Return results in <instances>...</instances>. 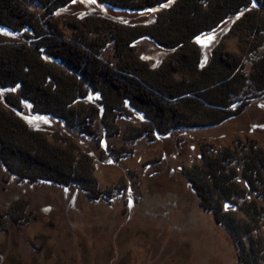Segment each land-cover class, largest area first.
I'll use <instances>...</instances> for the list:
<instances>
[{
	"label": "rangeland",
	"instance_id": "rangeland-1",
	"mask_svg": "<svg viewBox=\"0 0 264 264\" xmlns=\"http://www.w3.org/2000/svg\"><path fill=\"white\" fill-rule=\"evenodd\" d=\"M51 3L32 0L28 4L38 22L36 28L42 32L33 36L26 29L15 32L0 27L13 34H0V45L34 43L38 41L37 34L41 39H52L50 28L67 39L85 20L87 27L77 30L87 32L85 39L97 43L99 61L111 70L104 77L97 76L99 81L88 79L86 84L79 78L74 80L58 64H44L40 58L37 67L43 77L38 76L37 68H32L30 77L36 89L16 83L21 77L28 80L25 66L19 65L14 75L0 66V77L12 87L0 89V264H241V259L253 264L254 258L264 264V254H257L256 247L248 241L264 238V91H254L247 83L245 92L242 88L229 97L232 109L240 105L238 95L246 101L240 115L214 125L209 123L218 118L213 113L221 97L205 89H194L185 96L193 109L188 105L183 108L176 103L178 100L161 97L160 93L156 94V103L163 113L156 104L133 99L120 105L122 100H112L116 96L114 88L122 87L125 80L117 71L116 45L105 31L115 26L124 36L135 39L134 57L145 60L141 70L144 76L156 79V87L162 81L176 83L182 78H171L177 67L176 53L161 41L183 37L172 8L178 5L182 9L186 0L146 9L117 8L100 0H75L54 6ZM260 9L257 13L261 17L254 15L246 22V10H240L199 34L202 38L213 36L204 45L194 40L200 66L217 65L216 52L229 51L248 59L242 68L248 74L251 62L264 56V29L260 30L258 23L264 21V7ZM70 20H74V26L69 25ZM244 27H253L250 46L252 37L248 39L240 30ZM148 32L161 41L141 36ZM80 40L84 42V38ZM182 41L178 58H182L180 48L187 44ZM33 58L38 59L37 55ZM114 73L119 74L112 79ZM66 80L79 81L86 90L90 85L97 87L95 92L99 88L103 95L87 96L71 105L52 99L53 85L62 87ZM39 82H44L43 87ZM125 83L132 91L138 87L135 82ZM139 91L145 90L140 87ZM21 93L31 97L24 101ZM246 96L252 97L246 100ZM202 99L212 105L204 106ZM103 104L107 106L105 111ZM90 107L101 108V116L87 119ZM191 111L200 115L198 121L191 120ZM160 115H171L172 119L160 120ZM179 116L188 119L187 125L196 122L199 126L172 129L179 123ZM84 124L90 135L84 134ZM136 131L142 132L138 138ZM247 154L263 161L256 177H250L251 190L241 182ZM226 155L231 159L224 158ZM210 160L218 164V169H224L213 177L214 182L204 169ZM226 176L234 178L223 182ZM256 179L259 182L255 183ZM216 183L228 186L223 189L229 194L221 195ZM241 194L245 196L235 199ZM231 201L238 208L247 209L246 205L251 204L255 210L247 212V218L245 213L240 216L229 209L233 208ZM258 223V230L244 234L247 225ZM230 225H235L236 230L232 232Z\"/></svg>",
	"mask_w": 264,
	"mask_h": 264
},
{
	"label": "trees",
	"instance_id": "trees-1",
	"mask_svg": "<svg viewBox=\"0 0 264 264\" xmlns=\"http://www.w3.org/2000/svg\"><path fill=\"white\" fill-rule=\"evenodd\" d=\"M32 0H0V27L3 28H9L12 31L18 32V30H29L32 35L34 36L36 33L39 34L40 31L36 27L38 26V22L35 23L34 19V14L30 13L28 10V4ZM51 3L52 0H46ZM69 1L73 0H53L51 5L54 6L55 4H67ZM105 3H109L113 5V7L117 8H123V9H146V8H153L156 5H161L168 3V0H100ZM186 0V3H182L181 5L183 8L179 9L178 5L173 7L172 12H175V18L174 22L177 23V26H180V29L178 30L179 34L182 35V38L176 37L175 40L170 41V40H163L162 42L159 38H155L152 33H143L141 36H149L151 38H154L155 40L157 39L158 42L161 41L162 44L167 45L169 48H171L173 53H176V56H174L176 60H174L175 64H177V67L173 70L172 72V77H178L179 75L182 77L179 81H176V83L173 82H165L162 81L160 84V87H156V79L155 78H149L148 76H144V71H142V67H145L144 61L145 60H137L134 55L132 43L134 42L135 39H131L132 37L122 34L120 30L117 29L115 26H110L111 24L108 23V25L111 27L110 29L108 28L105 32L106 34L110 35L112 37V41H114L116 45V54L118 58V64L116 67L117 71L123 73V79L125 80L122 82V87L119 88H114L116 91V96L114 97L113 102H117L119 100H122L120 102V105L124 104L127 100L129 101L130 99H133L135 101L142 102L143 104H156L157 110L161 113H163L161 106H158L156 101L158 102V97L156 94L160 93L158 95H161V97L164 95L178 100L176 103H180L183 108H186V105L192 107V103L189 102V99H186L185 96L191 94V91H194V89L200 88V89H205L203 91H210V94H216L221 97L220 103H216V113H213V116H218V118L214 121H211L209 124H217L220 122L227 121L231 118L238 117L240 115V112L244 109L246 105V101H244V98L242 99V96H237L238 99L236 101H240V105L236 109L231 108V103L232 101L229 100V97L232 95H236V92L239 93L240 90L245 92L244 87L248 84L251 85L252 89L254 91H259L260 93L264 91V56L258 59V61L251 62V67L250 71L248 74H245L242 70L244 67V60H248L247 58H244L240 55H236L233 52L229 51H217V57L214 59V62L217 61V65H208V66H200V58H199V49L195 45V38L204 32H207L214 27H216L218 24H220L222 21L234 17V15H237L240 10H246V16L245 19H247L246 22L252 20L254 15H258V10L261 7H264V1L262 2L261 0ZM189 2V3H188ZM257 4V5H256ZM253 5H256L257 7H253ZM251 7H253L251 10ZM178 8V9H177ZM257 9V10H256ZM251 10V11H250ZM181 11V13H179ZM260 11H262L260 9ZM261 17V16H259ZM35 20V21H34ZM70 20L69 25L71 24ZM173 22V23H174ZM73 23V22H72ZM244 23V22H243ZM243 23H241L238 28H240ZM260 24V30L264 29V21L260 20L258 22ZM78 24V23H76ZM82 24V25H81ZM41 25V24H40ZM80 28L82 27H87L86 21L80 22L78 24ZM253 26V25H252ZM254 27V26H253ZM244 27L240 29L241 31L244 30V35L248 38L250 35L251 30L253 29ZM258 27V25H257ZM80 28H74L73 29V34H70L68 38L64 39L63 36L60 35V32L58 30H54L50 28V33L52 34V39L51 38H46V39H41V37L38 36L37 38L38 41L34 43H29L26 45H17V46H7L6 44L0 45V66L3 68L7 67L6 71L9 72V74L14 75V73L21 68L19 65L25 66V76L28 77V80L24 78L18 79L17 85L20 84L22 85H32V88L38 89L36 86H34L32 83L33 81L30 80L32 77L33 69L39 67V59L41 58L43 60L44 64H58L60 67L65 69V71L72 76L75 80L80 79L84 83L88 82V79H91L94 82L99 81V79H96V77H104L106 73L111 70V67L106 65V64H101V62L98 59V53H99V47L97 46V43H94V40H89L85 39L87 38V32H79L77 29ZM256 30V28H254ZM264 31V30H263ZM91 34L92 31H89ZM93 33H97L94 31ZM88 34V35H90ZM248 34V36H247ZM179 35V36H180ZM80 38H84V42L80 40ZM139 38V37H138ZM185 38V39H184ZM244 38V39H247ZM41 39V40H40ZM98 41V36L95 38ZM185 40L187 41V44L184 45L183 48L181 49V56L182 58H178L177 55L179 54L177 52V49L180 46H183L182 41ZM249 39V38H248ZM251 39V40H250ZM248 41V44L250 46L251 41L254 39V37L250 38ZM40 40V41H39ZM178 40V41H177ZM46 41V42H45ZM247 40H244V45L247 43ZM173 44H171V43ZM118 43V45H117ZM22 47V48H20ZM243 47V46H242ZM248 47V45L246 46ZM46 48H48L46 50ZM96 48V50H94ZM245 48V47H244ZM251 51V47H248ZM246 49V48H245ZM244 49V50H245ZM32 51L34 54H32ZM213 52V57H214ZM242 53H246L242 50ZM31 54V55H30ZM37 55L38 59L35 60L33 57ZM121 63V64H120ZM144 65V66H143ZM38 66V67H37ZM46 67V66H45ZM48 67V66H47ZM33 68V69H32ZM0 71L2 69L0 68ZM49 72V71H48ZM38 73H40L38 76L43 77V72L41 73V70L38 69ZM124 73H127L125 75ZM119 73L117 74H112V79L115 78V76H118ZM170 76V74H169ZM189 77H192L191 79ZM87 78V79H86ZM148 78V79H146ZM170 78V77H169ZM139 79V80H138ZM50 81H53V79L50 77ZM126 80L130 84H135L137 83L138 87L136 90L132 91V89H127L126 88ZM147 80V81H146ZM6 81L5 78L4 80L0 77V89H5L6 88ZM10 81V79H9ZM40 81V80H39ZM67 81V80H66ZM141 81V82H140ZM135 82V83H134ZM40 86H42V83L44 82H39ZM69 82L67 81L66 85H62L60 87L59 85H53V89L51 90L53 93V97L59 98L60 103H65L67 105H71L74 101H77L78 99H85L87 96H91L94 98L95 95H98V97H102L103 93L100 91L98 88L95 92L94 89L97 87H94L90 85L89 90H86L79 81L78 82ZM93 87V89L91 88ZM143 87L144 90L143 93H138L139 88ZM7 88H12L11 86H7ZM247 89V87H246ZM86 90V91H85ZM157 90V92H156ZM38 92V91H37ZM35 91V93H37ZM93 92H95L93 94ZM140 92V91H139ZM102 94V95H101ZM52 95V94H51ZM248 95V94H247ZM20 97L24 99H29L27 94H20ZM252 96H246V100ZM40 100H47L46 97H40ZM48 99V100H51ZM117 98V99H116ZM158 99V100H157ZM25 101V100H24ZM35 101V100H34ZM94 101V99H93ZM205 101V102H203ZM208 100L202 99L203 105L206 106L207 104H210L207 102ZM186 102V103H185ZM105 103V102H104ZM128 103V102H127ZM34 105V102H32ZM55 104V103H54ZM38 105V104H37ZM212 105V104H210ZM10 106V105H9ZM104 107V108H103ZM103 111L106 110L107 106L106 104H103ZM13 110H17L16 108L10 106ZM91 108V107H90ZM89 108V109H90ZM100 108V107H99ZM98 108H91L92 112L89 111V116L87 119L93 118L95 119L97 116L100 117L101 115H98V112L102 111ZM194 107H192L193 109ZM88 110V109H87ZM18 111V110H17ZM157 111V112H158ZM46 109L43 110V113L45 114ZM112 112V111H111ZM86 113V112H84ZM191 114L190 116H194L191 118V120L198 119L200 118V115H197L193 113L192 111L189 112ZM60 117V115H58ZM196 117V118H195ZM160 120L164 119V121L167 118H171L172 116H167V117H161L160 115ZM110 120L114 121V118L111 117ZM178 120V119H177ZM180 120V121H179ZM178 124L177 125H172L171 128H175L176 126H184L187 125L186 121L188 120L185 117L179 116ZM182 123V124H181ZM198 125L199 123H190L189 125ZM208 124V125H209ZM187 125V126H189ZM205 125V124H204ZM84 129L86 131H83L84 134L89 133V131L86 129V125L84 124ZM88 131V132H87ZM82 132V133H83ZM142 132L136 131L135 135H137V138L140 136ZM91 133H89L90 135ZM135 139V138H134ZM250 150V147H249ZM252 153V149L251 152ZM248 158L244 160L243 164V169H242V179L241 182L244 183L250 190L252 180L251 178L256 177L258 172L261 170V165L262 162L259 158L255 159L254 157L250 156L247 154ZM227 159H231L230 156L226 155ZM254 159L256 160V166L254 165ZM222 161H229V160H222ZM7 162V161H6ZM5 161L4 163L7 164ZM218 164L214 162V160H210L208 163H206V168L205 172H208V176L212 178L213 182L214 179L217 176V174L224 170L223 168H217ZM257 169V170H256ZM229 176V175H228ZM226 176V178H223V182H230V179H233L234 175L232 178ZM253 176V177H252ZM251 177V178H250ZM258 179V178H257ZM255 180L259 182V180ZM221 183V181H219ZM66 184V182H64ZM217 186H219V189L221 192V195L229 194L227 191H225L223 188L228 187V186H220L219 183H216ZM215 190H217L215 188ZM214 193V192H213ZM202 200V194H199ZM242 196H245L243 194L240 195V197L235 198V199H241ZM233 200V199H232ZM208 202L210 200H207ZM228 202V200H225ZM235 201V200H234ZM234 201L230 202V205L233 208V211L235 213H238L243 215L244 213L246 214V218L249 215L247 212H253L255 209L253 208V205L248 204L247 209L245 208H238ZM251 217V216H250ZM260 218V217H259ZM245 219V218H244ZM246 220V219H245ZM242 223V222H241ZM231 230L232 232L236 230V226L234 225ZM261 227L259 223L256 226L252 225H247L245 233L248 234L249 232H252L254 230H258V228ZM248 241L252 242V244L256 247V253L258 254H264V246H262V243L264 241V238L262 239L259 238V240L254 241L249 239ZM264 245V244H263ZM261 259V258H260ZM245 260V259H244ZM241 259V264H250L248 260L247 263ZM253 264H260L259 263V258H254Z\"/></svg>",
	"mask_w": 264,
	"mask_h": 264
},
{
	"label": "snow or ice",
	"instance_id": "snow-or-ice-1",
	"mask_svg": "<svg viewBox=\"0 0 264 264\" xmlns=\"http://www.w3.org/2000/svg\"><path fill=\"white\" fill-rule=\"evenodd\" d=\"M73 2H75V0H73ZM93 3L96 2V0H92ZM168 3H172V0H168ZM167 5L166 4H162L161 7H166ZM255 6V5H253ZM149 11H151V9H149ZM0 34H4V35H13L11 32H7L5 29H0ZM213 39V36L212 35H208L206 38H202L200 36L196 37V42L198 44H201V45H204V44H207L209 43L210 41H212ZM14 91V89H13ZM131 203V201L129 202ZM225 208L227 209L228 208V205L226 204L225 205Z\"/></svg>",
	"mask_w": 264,
	"mask_h": 264
}]
</instances>
